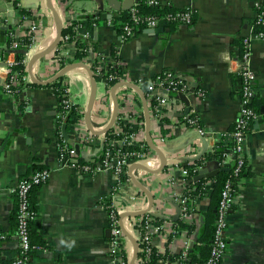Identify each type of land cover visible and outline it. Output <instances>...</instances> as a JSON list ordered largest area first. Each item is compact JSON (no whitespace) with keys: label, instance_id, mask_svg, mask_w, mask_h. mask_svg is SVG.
<instances>
[{"label":"crops","instance_id":"0c3cea01","mask_svg":"<svg viewBox=\"0 0 264 264\" xmlns=\"http://www.w3.org/2000/svg\"><path fill=\"white\" fill-rule=\"evenodd\" d=\"M134 2L136 0H54L62 28L73 25L74 34H61L56 46L34 64L35 77L45 81L72 62H82L91 70L95 58H99L91 109L94 128L101 129L107 123L111 113L109 91L114 84L120 85L115 89L117 116L114 123L106 132L93 134L84 121L90 84L83 69L72 68L46 84L30 80L29 58L42 44L49 42L54 33L47 0H0L2 65L20 54L11 50L12 43H22L29 35V27L38 26L35 44L24 56L26 79L23 84L14 94L0 87V232L5 236L0 240V258L7 264L19 256L20 248L12 189L21 178L42 169L48 171V178L29 194L35 206L29 233L33 246L22 264H111L109 204L125 211H138L148 203L145 192L132 181L130 173L150 192L153 203L145 214L127 216L123 222L134 227V222L148 219L151 248L161 253L178 252L185 244L190 246L202 229L203 217L213 205V179L224 167L223 159L228 165L232 161L231 154L217 160L213 156L206 157L205 153L213 152L220 140L231 141L221 134L232 130L239 115L240 80L236 72L237 57L243 50L242 37L252 38L250 65L255 74V95L264 97V38L253 35L257 31L256 7L251 0H159L163 7L189 9L190 22L168 24L162 21L153 30L141 28L133 37L122 40L111 19L119 9ZM90 16H98L99 23L89 26ZM83 32L87 33V38L82 36ZM66 35L68 40L62 42ZM74 39L89 45L81 60L75 58ZM108 65L121 72L113 84L105 79L104 69ZM96 67L100 72L96 73ZM164 70L182 76L188 84V92L175 94L170 104L156 115L155 101L147 95L145 86ZM124 82L135 84L144 93L153 143L166 158L162 167H158L157 153L145 142L140 95L134 88L121 85ZM65 91L78 115L74 114L69 123L65 122L66 116L63 120L60 118L64 113L59 111V107L63 110ZM124 94L130 102L123 98ZM187 112L194 118V125L186 122ZM256 112L258 117L264 115ZM122 120L127 125L120 124ZM135 120L138 121L133 124ZM117 123L120 124L117 128L137 131L142 138V148L133 146L148 155L144 161L130 157L131 161L119 176L111 169L95 170L107 151L110 154L115 151L116 145H109L113 137L108 138L106 133L109 130L113 133ZM195 125L204 130V136H200ZM263 129L264 121L260 118L258 127L253 122L245 136L243 149L249 172L236 184L225 228L227 246L218 264H264ZM65 146L73 148L77 154L72 161L59 156L60 148ZM128 148L125 150L131 151ZM198 159L203 162L188 182L190 190L195 191L198 184L201 190L188 194V176L183 177L181 169ZM133 162H142L150 170L130 169ZM200 170L214 174L194 180ZM182 194L190 198L191 216L187 221L194 225V230L189 235L184 231L169 234L173 222L181 218L178 215L174 219L180 212L176 199ZM126 245L129 258L132 245L130 241H126ZM156 264L174 263L162 256Z\"/></svg>","mask_w":264,"mask_h":264},{"label":"built area","instance_id":"2783aa9c","mask_svg":"<svg viewBox=\"0 0 264 264\" xmlns=\"http://www.w3.org/2000/svg\"><path fill=\"white\" fill-rule=\"evenodd\" d=\"M253 5L256 7V15L254 18V25L256 27V32L253 34L256 38H264V0H251ZM149 4L157 5L163 7L159 0H148ZM136 2L129 4L127 8L132 13V18L130 22H125L122 26L121 32L119 36L122 40L129 39L136 34L138 30V25L142 22H145L144 28L153 30L158 25L164 22H178L180 24H188L191 20V12L189 9H181L177 10L175 14L169 13L165 15V19H158L155 17H147L145 21L140 20V17L137 16L135 10ZM77 29V28H76ZM38 31V26L36 24H32L29 27V43L23 44L19 42H13L11 45V50H14L17 53L23 54L27 56L30 53L33 45L35 44L36 35ZM84 38H87V33L83 32L82 35ZM68 36H64L62 42H66L68 40ZM251 37L245 36L241 38L243 44V50L240 52V55L237 57L238 69L237 76L240 80V109L239 115L236 118L234 128L229 132L222 133V137H229L233 142V151L236 152V167L234 168V175L236 176L238 173V169L240 164L245 160L244 156V141L245 136L248 133L249 129L247 125L249 123L255 122L258 117V113L250 106L252 99L255 96V88H254V79L255 74L251 69L250 58H251ZM55 60V59H54ZM4 58L0 56V87L11 93L14 90V86H18L21 81H24L26 77L23 75L20 79L16 76V71L13 70V65L16 63V60H7L4 65L2 63ZM57 63V60H55ZM99 67H96L99 71ZM4 72V73H3ZM100 72V71H99ZM106 82L113 84L117 81V78L114 74L108 73L106 74ZM145 92L147 95L155 101L156 110L154 114H159L161 108L168 106L170 104L171 99H174L175 94H186L188 92V84L184 80V78L178 74L170 70H164L161 74L155 76L152 80H150L145 86ZM120 93V91L118 92ZM123 98L128 99L127 94H124ZM131 100V99H130ZM129 100V102H130ZM62 108L65 111L64 114H61V119L63 120L67 113L73 109L77 111V108L74 107V104L68 98L67 92H63L62 99ZM185 120L189 125H194L195 120L192 117L190 112L185 114ZM120 124H126V121ZM138 120H135L133 124H136ZM113 130V133L117 137H113L109 145H116L115 151L113 154H110L109 151L106 152L105 156L102 157L98 165L95 167V170L103 169H111L114 171L116 175H122L124 173L125 166L131 160L136 161H144L146 160V152L142 149H135L131 151L125 150V148L131 145H138L139 148H142L141 140L142 138L138 135L136 130H130L128 127L126 128H117ZM196 127V125H195ZM200 136H204L205 132L203 129L196 127L195 128ZM264 131V129H263ZM213 149L211 148V151ZM59 156L64 160L72 161L73 157H76L77 154L73 148L65 146V148H60ZM65 152V153H64ZM132 158L131 160L129 158ZM233 162V161H230ZM229 162V163H230ZM221 165L224 166L226 163L224 159L221 161ZM181 174L183 177L188 176V171L186 168L181 169ZM48 178V171L46 169L38 170L32 173L29 176L21 178L16 186L12 189L15 198H16V233L19 240V256L16 257L13 261L8 264H22V262L27 258V254L30 249V239H29V231H28V220L31 216V212L29 210V194L32 188L36 185L45 182ZM240 179V178H239ZM238 179V180H239ZM238 183V181H237ZM232 181L227 180L223 186V189L220 194V199L218 202L217 209V218L215 221V229H214V241L210 251V256L204 264H218V261L223 257L227 241L225 237V228L227 225V216L229 209L233 206L234 202V193L235 190L232 189ZM190 198L185 194L180 195L176 201L180 206L179 215L185 221L191 216V209L189 205ZM109 227H110V245H109V257L111 260V264H127V252H129V248H127L126 241L129 242L127 236L124 235L122 231V227L128 230L131 234H133L138 242V249L143 250L145 252V257H139L135 259V263L139 262V264L144 263L148 256V253L151 252L150 245V236L149 232L150 223L148 219L145 218L144 221L138 220L134 222L131 226H127L124 224L123 220L120 223L119 216L125 211L122 208L117 206H112L109 204ZM142 226L141 232L136 227ZM169 234H174V229H168ZM5 236L2 232H0V239H3ZM142 244L141 247L139 245ZM189 247V244H185L182 249V257L186 255V251ZM137 249V250H138ZM161 259V258H159ZM158 261V260H157ZM0 264L2 262L0 261Z\"/></svg>","mask_w":264,"mask_h":264},{"label":"trees","instance_id":"16d2710c","mask_svg":"<svg viewBox=\"0 0 264 264\" xmlns=\"http://www.w3.org/2000/svg\"><path fill=\"white\" fill-rule=\"evenodd\" d=\"M14 2H16V0H14ZM16 4V3H15ZM135 10H136V14L138 17H140V20L145 21L147 19V17H155L158 19H165V15L172 13L175 14L176 13V9H173L171 7L168 6H164V7H160L157 5H153V4H149L148 0H136V4H135ZM20 12L25 13L24 9H20ZM132 18V13L128 8H121L117 11L116 15L111 19V21L114 24V27L116 28V30L120 33L122 26L125 22H130ZM172 22V21H171ZM171 22H167L168 24H170ZM99 23V18L98 16H90L88 18V25L89 26H93V25H97ZM73 25L68 26V27H63L62 28V36L65 34H69V35H73ZM145 26V22H142L138 25V29L144 28ZM75 44H76V48H77V53L75 55L76 59L81 60L85 55L86 52L88 51V47L89 45L87 44V42L83 41V40H78V39H74ZM22 43H29V39L28 37L25 38L24 40H22ZM93 45H91L92 47ZM112 58L113 54L111 55ZM98 57L95 58L94 63L91 66V70L93 72V76L95 77V79L98 78V75L95 74V66L98 64ZM111 59V58H110ZM16 63L13 65V70H15L16 76L18 79L21 78V76L25 75V65H24V55L23 54H16ZM107 61H109V59H106ZM60 63L63 62V60L60 58ZM106 74L108 73H112L114 74L116 77L119 76L121 74V72L116 69L114 66L108 65L107 68L104 69ZM103 70V71H104ZM23 84V81L20 82V84L18 86H14V90L12 91V94H14L18 89L19 86ZM55 85H58L57 83ZM60 100L62 98H59ZM264 104V97H259L257 95L254 96V98L252 99L250 106L255 110V111H260V107ZM59 111L61 113H65L64 110L61 109V107H59ZM74 114H76V110L72 108L71 111H69L66 115L65 118V122L69 123L73 120V116ZM77 115V114H76ZM75 115V116H76ZM78 116V115H77ZM261 121H264V115H262L261 117ZM253 122L249 123L247 125V128L250 130L252 128ZM234 128V126L232 127V129ZM106 136L108 138H112L115 136L114 133L111 132V130H109L106 133ZM215 148L213 152H210L209 150L206 151L205 156L209 157V156H213L215 157L217 160H221L223 157H225V155L227 154H231L232 157V161L229 165V168L227 170H221L220 172H218V174L214 177L213 181H214V189L212 191V207L210 210H208L207 213H205L204 217H203V223H202V229L199 232V234L195 237L193 243L188 247L187 251H186V255L185 256H181L182 255V250H179L178 252L175 253H169L168 251L166 253H161L158 251H155L153 248H151V252L148 253V256L146 258V261L143 264H156L157 260L159 258H161L162 256L166 257L169 259V261L173 262L174 264H204L207 259L210 256V251L213 245V241H214V229H215V221L217 218V209H218V202L220 199V194L221 191L223 189V186L225 184V182L227 180L232 181V189H236V184L238 179L243 176L248 175V168L245 165V160L242 162V164H240L239 169H238V173L235 176L234 175V168L236 167V152L233 151V142L232 141H227L225 142L224 140H220L215 144ZM136 146H129L128 150H135ZM203 162L202 159H198L196 161H193L192 163H187L186 164V169L188 171V178L186 179V185L188 187V189L190 190L191 188V184L188 182V179L195 174V172L197 171V166L199 164H201ZM201 190V186L200 184H198V187L195 191L190 190L189 192H187L188 194H195V192H199ZM233 207V206H232ZM232 207L229 209L231 210ZM29 210L32 213L29 220H28V231L30 233V223H31V218L34 216L35 214V206L33 204V202L31 201V198L29 199ZM145 218H142V221H144ZM17 225L16 222V205H15V227ZM173 228H174V232L175 234H179L182 233L183 231L186 232L188 235L189 233L194 230V225L191 222L185 221L182 218H179L178 220H176L175 222H173ZM139 232H141L142 226L136 227ZM30 235V234H29ZM1 240V239H0ZM32 244L30 243V248L32 249ZM142 244L139 245V247H141ZM30 249V251H31ZM30 251L27 254V257L30 253ZM145 257V252L142 250H137V258L139 257ZM2 264H7L5 261L1 260ZM220 261V260H219ZM218 261V262H219ZM136 264H139V262H137Z\"/></svg>","mask_w":264,"mask_h":264},{"label":"water","instance_id":"95a60500","mask_svg":"<svg viewBox=\"0 0 264 264\" xmlns=\"http://www.w3.org/2000/svg\"><path fill=\"white\" fill-rule=\"evenodd\" d=\"M47 4L48 7L51 11L53 20H54V33L53 36L51 38V40L45 44H42L37 50H35V52L31 55V57L29 58L28 61V74L30 77V80L33 83L36 84H46L48 82H50L51 80H53L54 78H57L59 76H62L66 71L72 69V68H81L83 69L88 77L89 80V84H90V94H89V99H88V103L87 106L84 110V121L86 124L87 129L93 133V134H101L103 132H106L114 123L116 116H117V99L115 96V89L117 86L120 85V83H116L114 84L110 91H109V96H110V100H111V113L109 116V119L107 121V123L104 125L103 128L101 129H96L92 126L91 123V109L93 107L94 101H95V94H96V82L93 76L92 71L82 62H72L70 64L65 65L64 67H62L57 73L56 75L49 80H38L34 73H33V68H34V64L36 62V60L41 57V55L50 52L58 43L60 35H61V30H62V24H61V20H60V16L59 13L55 7V3L54 0H47ZM2 29H5V27H2ZM121 85H127L131 88H134L138 94L140 95L141 98V102H142V106H143V113H144V123H145V142L146 144L153 149L158 157H159V165L158 167H162L165 165L166 163V158L164 153L153 143L151 134H150V115L148 112V108L146 105V100L144 97V93L142 92V90L140 88H138L135 84L131 83V82H124L121 83ZM260 112L262 114H264V106L261 107ZM261 118V116L258 117V120H255V127H258V123H259V119ZM134 167H141V168H145V169H149L144 163L142 162H133L131 164V168ZM229 168L228 164H225L224 167L220 168L221 170H227ZM150 170V169H149ZM212 174H207L206 170H200L197 174V176L194 177V180L196 179H201L204 176H211ZM130 177L132 179L133 182H135V184H137V186H139L144 192L145 195L147 196V206L143 209V210H138V211H124L120 216H119V220L120 223L122 222L123 218L127 217V216H136V215H140V214H145L152 206L153 200H152V195L150 194V192L145 189L141 184H139L134 177L132 176V174L130 173ZM179 213L174 217V219H176L178 217ZM122 231L124 233L125 236L128 237L129 241L131 242L132 245V251L130 253V256L128 258L127 264H135V259L137 256V249H138V242L136 237L131 234L130 232H128L124 227H122Z\"/></svg>","mask_w":264,"mask_h":264}]
</instances>
